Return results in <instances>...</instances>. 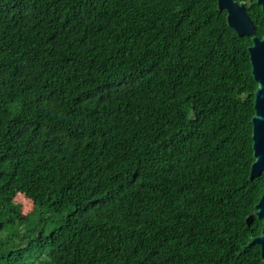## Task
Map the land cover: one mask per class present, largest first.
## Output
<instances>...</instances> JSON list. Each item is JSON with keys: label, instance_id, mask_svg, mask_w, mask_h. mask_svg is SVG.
<instances>
[{"label": "trees", "instance_id": "obj_1", "mask_svg": "<svg viewBox=\"0 0 264 264\" xmlns=\"http://www.w3.org/2000/svg\"><path fill=\"white\" fill-rule=\"evenodd\" d=\"M251 44L218 0H0V264H262Z\"/></svg>", "mask_w": 264, "mask_h": 264}, {"label": "water", "instance_id": "obj_2", "mask_svg": "<svg viewBox=\"0 0 264 264\" xmlns=\"http://www.w3.org/2000/svg\"><path fill=\"white\" fill-rule=\"evenodd\" d=\"M251 0H249L250 2ZM264 12V0H256ZM248 3L239 0H218L220 10L227 11V21L239 36H251L252 44L249 46L252 74L258 83L255 91L253 124V150L255 161L252 164L250 179L260 176L264 172V36L256 34V25L247 11ZM258 217L264 219V191L255 205V211L246 218L247 224H252ZM250 244H258L261 248L262 264H264V222L262 232L252 239Z\"/></svg>", "mask_w": 264, "mask_h": 264}, {"label": "rangeland", "instance_id": "obj_3", "mask_svg": "<svg viewBox=\"0 0 264 264\" xmlns=\"http://www.w3.org/2000/svg\"><path fill=\"white\" fill-rule=\"evenodd\" d=\"M18 201L21 203L25 212H28L32 209V202L30 199L26 198L24 194H20L18 196Z\"/></svg>", "mask_w": 264, "mask_h": 264}, {"label": "flooded vegetation", "instance_id": "obj_4", "mask_svg": "<svg viewBox=\"0 0 264 264\" xmlns=\"http://www.w3.org/2000/svg\"><path fill=\"white\" fill-rule=\"evenodd\" d=\"M239 1H240V0H239ZM241 1H246L248 4H249V3H252L253 1L256 2V0H251L250 2H249V0H241Z\"/></svg>", "mask_w": 264, "mask_h": 264}]
</instances>
